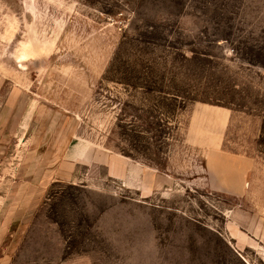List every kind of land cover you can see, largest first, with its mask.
<instances>
[{
  "label": "rangeland",
  "instance_id": "rangeland-1",
  "mask_svg": "<svg viewBox=\"0 0 264 264\" xmlns=\"http://www.w3.org/2000/svg\"><path fill=\"white\" fill-rule=\"evenodd\" d=\"M195 102L264 158V0H0V264H264L189 186Z\"/></svg>",
  "mask_w": 264,
  "mask_h": 264
},
{
  "label": "crops",
  "instance_id": "crops-1",
  "mask_svg": "<svg viewBox=\"0 0 264 264\" xmlns=\"http://www.w3.org/2000/svg\"><path fill=\"white\" fill-rule=\"evenodd\" d=\"M181 115H186L181 142L190 155L204 157L200 168L190 167L189 186L203 188L209 193L231 194L237 199L236 205L224 212L225 230L237 251L256 248L255 244L264 246V222L263 229L254 225L258 217L264 220V158L231 151L225 146L236 117L229 108L195 102L187 105ZM122 165L128 174L129 160L124 156L108 165V173L126 185L119 171ZM259 176L261 180L258 181ZM257 187L261 189L260 195L255 192ZM240 204L250 205L246 223L243 219L246 211Z\"/></svg>",
  "mask_w": 264,
  "mask_h": 264
}]
</instances>
